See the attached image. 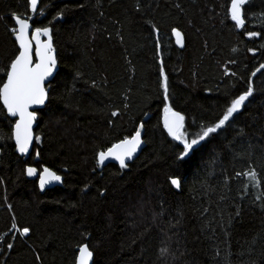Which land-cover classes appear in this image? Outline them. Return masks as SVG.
<instances>
[{"label": "trees", "instance_id": "obj_1", "mask_svg": "<svg viewBox=\"0 0 264 264\" xmlns=\"http://www.w3.org/2000/svg\"><path fill=\"white\" fill-rule=\"evenodd\" d=\"M136 4L41 0L43 14L31 22L51 29L58 72L38 111L41 140L27 161L10 139L15 121L0 111V264H75L81 244L94 253L93 264H264V200L256 199L264 192V69L252 76L264 64V0L246 6L241 29L227 16L230 0H139L140 10ZM12 13L31 16L26 0H0V69L18 50ZM173 27L184 34L183 50ZM161 67L190 139L218 119L250 77L254 94L226 128L177 160L182 145L161 119ZM141 123L146 148L133 163L97 164L99 151ZM250 164L262 184L241 200L246 180L235 174ZM26 166L53 169L64 186L41 194ZM170 176L180 177V191ZM220 194L228 197L223 203ZM204 207L209 212L201 215ZM13 218L30 228L27 236L11 229ZM161 248L168 250L163 256Z\"/></svg>", "mask_w": 264, "mask_h": 264}, {"label": "snow or ice", "instance_id": "obj_2", "mask_svg": "<svg viewBox=\"0 0 264 264\" xmlns=\"http://www.w3.org/2000/svg\"><path fill=\"white\" fill-rule=\"evenodd\" d=\"M27 6L31 13L36 14L38 12V0H26ZM251 3V0H230V5L227 8V16L236 29H241L246 23V6ZM179 7V5H177ZM137 10H140L139 0L136 4ZM40 14H43L42 9L39 10ZM62 12H58L57 16H62ZM264 16V13L261 14ZM12 18L15 21V26L10 29L15 38V43L18 45L17 54L11 59L6 69H0L4 72L6 78L0 80V111L6 110L10 117L16 118L15 123L12 125V133L10 139L15 141V150L20 154L29 152L30 146L33 145V141L39 142L40 136L33 135V123L37 118V111L33 110L34 106L44 105L48 98V90L45 87V82L49 77L53 75V71L56 68L57 60L53 49L51 29L45 27H32L30 21L33 20V16H27L22 18L20 14L12 13ZM55 19V17H54ZM153 32H158V29L153 26ZM171 35L175 37V43L183 46L184 37L182 32L176 27L171 28ZM248 37H257L260 35L256 31H248L245 33ZM45 37L46 39H42ZM159 41H157V50H159ZM235 51V49H233ZM249 52H255V49H248ZM234 63V61H233ZM264 69V64H260L259 68L252 73L255 76L257 72ZM229 69L224 68V75H229ZM235 75V73H231ZM161 84L163 89V109H162V124L163 129L167 132V135L172 138L173 141L182 145V150L178 153L176 159L184 160L190 152L194 151V146L199 145L201 141L209 138L212 134H217L219 130L226 128L234 119V114H238L245 102L249 100V97L254 94V86L249 78L247 89L241 92L235 98L231 99L227 107L223 110L218 119L210 124L202 125L200 132L195 137L189 138L185 131V115L182 112L174 109L170 101L169 88L167 83V76L165 75L164 68H160ZM93 84L95 82L93 81ZM118 110L111 112L112 116H117ZM112 121H109L111 124ZM143 123L135 130L134 134L126 135L122 139L111 144L104 150H101L96 155L98 165H103L107 160H114L118 162L121 169L128 167L126 161L133 159L135 153L142 143L141 129ZM2 139V138H0ZM37 157L39 152L36 153ZM214 162V161H213ZM25 173L28 177L38 176V186L41 191L45 189L46 185L54 182H61L62 177L49 167H43L38 171L37 168L26 166ZM237 177L243 176L246 183L243 184V192L238 193L240 199H244L247 195V189L251 187L252 190H257L261 187L262 181L258 176V173L254 167L249 165V168L245 171L237 172ZM169 183L172 187L179 189L181 186V179L178 176H170ZM3 180H0V184ZM228 184V177L225 176V186ZM88 185H84L86 190ZM103 195V191H101ZM207 195V193H205ZM219 201L223 203L228 199L224 194L219 195ZM256 199L258 201L264 200V192L260 193ZM11 210V205L8 206ZM209 212L208 207H204L201 215ZM239 205L236 206L235 215H239ZM217 215L223 216L221 211H217ZM231 216L229 217V222ZM179 223V221H177ZM11 229L19 234L20 237H25L30 233L29 227H18L15 219L11 224ZM227 235V233H225ZM4 239L0 236V240ZM7 248L12 249L13 244L7 243ZM167 248H161L160 254L163 256L167 252ZM93 257V252L89 250L87 244H81L78 248V254L75 257V264H90V260ZM39 255L36 256V260L39 261Z\"/></svg>", "mask_w": 264, "mask_h": 264}, {"label": "water", "instance_id": "obj_3", "mask_svg": "<svg viewBox=\"0 0 264 264\" xmlns=\"http://www.w3.org/2000/svg\"><path fill=\"white\" fill-rule=\"evenodd\" d=\"M40 3H41V0H38V10H39V7H40ZM25 18H26V17H25ZM30 23H31V25H32V22H31V21H30ZM32 27H33V25H32ZM243 28H244V27H243ZM182 34H183V33H182ZM51 36H52V33H51ZM183 37H184V34H183ZM42 39H46V38H45V37H42ZM14 40H15V38H14ZM173 40H174V43H175V37H173ZM52 44H53V38H52ZM175 45H176V47L179 48L180 50H183V49L185 48V37H184L183 46L177 45L176 43H175ZM53 49H54V46H53ZM53 54L55 55L56 60H57V56H56V51H55V49H54V53H53ZM57 72H58V61H57L56 68H55L54 71H53V75H52L51 77H49L48 80L45 82V87H46V89H47L48 85L52 82V80L54 79V77L56 76ZM47 90H48V89H47ZM48 97H49V91H48ZM47 103H48V98H47V100H46V102H45L44 105L34 106V109H33V110H36V111H37V118H36V120H35L34 123H33V135H34V137L36 136V135H35V130H36V128H37V125H38V119H39L38 111H40V110H44L45 107H46V105H47ZM6 112H7V111H6ZM7 115H8V114H7ZM8 116H9V115H8ZM9 118H10L11 120H13V121H15V119H16V118H13V117H10V116H9ZM141 139H142V143H141L140 147L138 148L137 153L134 154L133 159L130 160V161H126V163H127L128 165L131 164V163H133V162H134V161L140 156V154L142 153V151L146 148V142H145L144 139H143V134H142V133H141ZM35 142H36V141L34 140V141H33V145L30 146V149H29V152H28V153L20 154V153H18V152L16 151L17 155H18L20 158H22L24 161H27V160L29 159V157L31 156L32 152H33V149H34V146H35ZM14 144H15V141H14ZM108 164H114V165L119 166L118 162H116V161H114V160H107V161L104 162V164H103L102 166H107ZM38 171H39V170H38ZM60 176H61V175H60ZM26 177H27L28 180H31V181H37V183H38V176L28 177V176L26 175ZM61 177H62L61 182H54V183H52V184L46 185V186H45V189H44L43 191H41V190L39 189L40 193H41V194H44L46 191L51 190V189H54V188H56V187H63V186H64V177H63V176H61ZM38 188H39V186H38ZM173 188H174V187H173ZM174 190H176V191H180V188H179V189L174 188ZM89 250H90V248H89ZM90 251H91V250H90ZM93 260H94V253H93V257H92V259L90 260V264H93Z\"/></svg>", "mask_w": 264, "mask_h": 264}, {"label": "bare ground", "instance_id": "obj_4", "mask_svg": "<svg viewBox=\"0 0 264 264\" xmlns=\"http://www.w3.org/2000/svg\"><path fill=\"white\" fill-rule=\"evenodd\" d=\"M29 11H30V9H29ZM37 13H38V12H37ZM37 13H36V14H37ZM30 14H31V16H33V17L36 15V14L31 13V11H30ZM22 18H25V17H22ZM26 236H27V235H26Z\"/></svg>", "mask_w": 264, "mask_h": 264}]
</instances>
